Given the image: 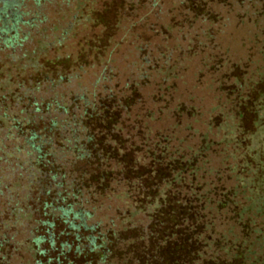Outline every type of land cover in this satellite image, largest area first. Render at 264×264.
Returning a JSON list of instances; mask_svg holds the SVG:
<instances>
[{
  "label": "trees",
  "instance_id": "obj_1",
  "mask_svg": "<svg viewBox=\"0 0 264 264\" xmlns=\"http://www.w3.org/2000/svg\"><path fill=\"white\" fill-rule=\"evenodd\" d=\"M254 1L264 9V0H202L196 13L200 0H178L185 22L203 21V38L155 56L137 45L131 83L104 69L90 90L78 83L61 93L53 86L70 75L44 68L0 91V264L237 260L228 230L216 235L213 221L230 211L242 229L237 188L264 108V39L245 62L253 71L230 64L216 52L220 17L211 5ZM52 6L75 21L81 0H0V65L57 47L73 30L70 22L49 29ZM260 8L254 13L264 15Z\"/></svg>",
  "mask_w": 264,
  "mask_h": 264
},
{
  "label": "rangeland",
  "instance_id": "obj_2",
  "mask_svg": "<svg viewBox=\"0 0 264 264\" xmlns=\"http://www.w3.org/2000/svg\"><path fill=\"white\" fill-rule=\"evenodd\" d=\"M200 1L194 8L196 13L202 10ZM126 4L129 7H125ZM101 7L104 11L96 15V21L86 20L90 11H98ZM262 7L258 1L231 3L229 6L211 5L220 17V33L214 36L216 52L221 51L220 54H224L230 64H244L247 69L242 68L247 73L254 67L249 69L245 62L258 58L255 55L257 45L264 39V15L254 13L259 8L264 10ZM184 10L178 5V0H81L80 13L74 21L70 19L69 9L52 6L48 10L49 29L70 22L73 30L57 47H41L22 61L0 65V91L12 90L20 84V77L35 74L37 70L44 73V68L52 78L70 75L68 83L54 84V90L61 93L74 91L78 83L84 90H90L95 76L104 69L112 72L119 85L131 83L136 77L133 65L140 60L136 53L137 45L143 43L155 56L158 51L181 45L184 37L203 38V21L185 22ZM161 26H169L170 32L166 36L159 32ZM46 35L50 36V32ZM55 58L60 60L54 61ZM45 59L52 62L47 63ZM187 78L190 80V76ZM35 79L39 80V76L36 75ZM44 88L47 86L42 85ZM147 91L149 88L144 89ZM261 113L255 133L249 136L246 154L250 168L246 169V180L237 188V194L241 191L244 203L243 211L239 212L242 229L234 224L230 211L225 217L219 212L214 213L216 235L227 229L231 255L237 254V260H231L229 264H264V108ZM213 162L216 163L217 159L214 158ZM225 185L232 186L227 181Z\"/></svg>",
  "mask_w": 264,
  "mask_h": 264
}]
</instances>
